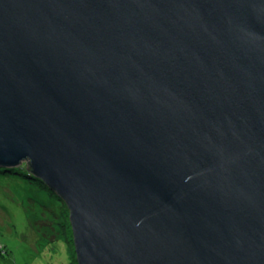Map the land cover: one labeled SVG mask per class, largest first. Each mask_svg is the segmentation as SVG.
I'll use <instances>...</instances> for the list:
<instances>
[{"label": "water", "instance_id": "95a60500", "mask_svg": "<svg viewBox=\"0 0 264 264\" xmlns=\"http://www.w3.org/2000/svg\"><path fill=\"white\" fill-rule=\"evenodd\" d=\"M25 161L77 264H264V0H0Z\"/></svg>", "mask_w": 264, "mask_h": 264}, {"label": "rangeland", "instance_id": "374dc122", "mask_svg": "<svg viewBox=\"0 0 264 264\" xmlns=\"http://www.w3.org/2000/svg\"><path fill=\"white\" fill-rule=\"evenodd\" d=\"M57 197L19 175L0 173V264L76 262L65 219L70 212Z\"/></svg>", "mask_w": 264, "mask_h": 264}, {"label": "trees", "instance_id": "16d2710c", "mask_svg": "<svg viewBox=\"0 0 264 264\" xmlns=\"http://www.w3.org/2000/svg\"><path fill=\"white\" fill-rule=\"evenodd\" d=\"M0 173L1 174H4V175H7V174H12V175H17V176L19 175V176L23 177L24 179L28 180L29 182H33L41 190L42 189L45 190L47 192V194L49 195V197H53L54 195H57L56 192L54 190H51L43 182L42 179H39L38 177H36L34 175V173L32 171V168L30 167L29 163H27V162H22L17 167H6V168H4V167H1L0 166ZM58 199L61 200V201H63L60 198H58ZM63 203H65V202L63 201ZM65 219H66V222L68 224V228L71 229L70 228L71 224L69 223L68 214L65 215ZM66 242H67V244H69L71 246V243H69L70 241L69 242L66 241ZM70 264H71V259H70ZM74 264H77V259H76V262Z\"/></svg>", "mask_w": 264, "mask_h": 264}]
</instances>
